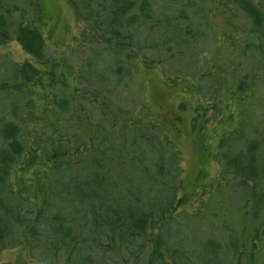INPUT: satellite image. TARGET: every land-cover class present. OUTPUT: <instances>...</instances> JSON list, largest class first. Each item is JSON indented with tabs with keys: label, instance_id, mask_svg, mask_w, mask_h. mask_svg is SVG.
Wrapping results in <instances>:
<instances>
[{
	"label": "trees",
	"instance_id": "obj_1",
	"mask_svg": "<svg viewBox=\"0 0 264 264\" xmlns=\"http://www.w3.org/2000/svg\"><path fill=\"white\" fill-rule=\"evenodd\" d=\"M67 1L57 49L45 0H0L32 56L0 53V258L264 264V0Z\"/></svg>",
	"mask_w": 264,
	"mask_h": 264
},
{
	"label": "rangeland",
	"instance_id": "obj_2",
	"mask_svg": "<svg viewBox=\"0 0 264 264\" xmlns=\"http://www.w3.org/2000/svg\"><path fill=\"white\" fill-rule=\"evenodd\" d=\"M45 5L50 8L48 10H50V16H52L49 24L52 28V31L48 37V43L53 47H57V49L65 48L68 46L67 44H71L73 35H76L77 33L82 31L83 26H81V24L83 25V23H78L73 7L67 0H45ZM0 53L3 54L1 56V58L3 59H5V56L7 55L8 58L11 56L17 61L32 60V56L25 53L17 42H11L7 45L0 46ZM159 77H161L159 69L150 72L149 83L155 85L156 80H158ZM161 85L163 84L161 83ZM167 97L168 100L166 98L162 99V102L164 104L163 108H170L171 113H174V111L177 112V110H179L177 108V101L173 99L171 95ZM180 112L182 113L183 110H180ZM170 115L171 114H166L167 117H169ZM176 126H178L176 130L181 131V133L178 135V139L180 140L179 144L182 147L186 157V173L191 175L186 180V182L190 185L197 169H195L192 163V153L187 140L188 131L186 130H188L187 128L189 127V123L184 120L182 124ZM214 163H211L206 168L209 171L208 175L214 173L215 170H218L217 163ZM201 192H203V189L199 190V193ZM14 261L15 259L12 251L4 253L0 258V264H12L14 263Z\"/></svg>",
	"mask_w": 264,
	"mask_h": 264
}]
</instances>
